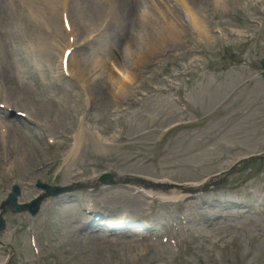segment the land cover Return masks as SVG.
<instances>
[{
  "label": "rangeland",
  "instance_id": "374dc122",
  "mask_svg": "<svg viewBox=\"0 0 264 264\" xmlns=\"http://www.w3.org/2000/svg\"><path fill=\"white\" fill-rule=\"evenodd\" d=\"M152 1L136 4L127 22L117 14L113 20L108 18L109 8L99 6L100 12L92 15L78 0L71 2L70 20L79 48L73 68L80 61L86 80L98 65L115 64L118 72L107 69L113 77L127 71L135 74L122 99H114L113 92L108 93L110 84L101 82L98 89L102 94L94 106H88L79 94L81 81L56 74L61 51H52L51 45L56 41V47L67 44L57 2L51 7L54 5L56 12L52 21L45 0H0V101L7 100L9 105L21 101L12 108L26 111L34 120V125L25 124L26 128L9 127L5 135L10 137L8 157H14L15 162H7L6 150L0 149V202L14 185L22 187L21 202L27 203L40 194L38 181L67 185L73 174L82 176L72 182L86 186L87 174L98 179L104 173L121 178L163 176L184 183L226 171L246 154L264 155L260 66L264 58V0H188L190 8L206 20L208 37L199 36L174 0H163L167 7L160 16ZM143 11L149 15V23L141 19ZM91 36L95 38L89 40ZM155 36L162 44L161 54L156 51L155 56L152 53L141 60L149 50L145 46ZM3 38L10 46L8 51H4ZM27 43L51 46V51L37 58L29 56ZM37 64L44 66L40 73ZM13 84L25 87L16 89ZM177 101L185 103V112ZM118 110L123 111L121 120ZM81 126L94 132L98 127L112 146L101 148L93 141L85 142L67 176V154H57L45 138L40 141L36 137H73ZM3 136L0 131V138ZM20 138L28 140L26 146L18 142ZM240 169L206 197L193 200L195 207H186L190 230L183 232L185 241L179 249L170 250L151 240L127 245L123 243L129 240L126 235L105 239L97 251L88 246L93 241L85 239L77 226L78 221L87 219L79 202L117 217L142 216L141 209L127 207L124 202L116 206L103 202L112 195L109 191L121 186L107 192L97 189L95 194L75 192V204L51 199L37 217L9 213L5 215L8 229L0 233V241L14 253L10 264H53L52 258L58 264H264V213L260 211L264 209V159ZM217 200L222 211L215 206L210 208L215 212L195 210ZM228 202H240L253 212L227 211ZM161 203L151 210V219L159 227L164 220L167 224L153 230L177 234L170 218L178 208ZM210 216L215 223L206 228ZM32 234L41 245H49L44 249L47 258L33 256Z\"/></svg>",
  "mask_w": 264,
  "mask_h": 264
},
{
  "label": "bare ground",
  "instance_id": "6f19581e",
  "mask_svg": "<svg viewBox=\"0 0 264 264\" xmlns=\"http://www.w3.org/2000/svg\"><path fill=\"white\" fill-rule=\"evenodd\" d=\"M99 0H86V2H84V4L86 5V8L89 11H93L96 13V9L98 8V4H96ZM106 3H109L110 7L116 11L118 14L121 15V17H123V15H129L133 12L134 10V3L133 0H104ZM223 2H225V0H221ZM195 22H197L198 27L200 26L202 29H205L206 26L204 25V23L202 22V20H199L196 17H193ZM143 21L145 23H149V20H147L145 17H143ZM173 30L174 28L171 27ZM206 33V30H205ZM206 37H208V34L206 33ZM150 42L152 43H147V45L145 46V48H149V50L147 51V56L141 57V60L143 59H147L148 56H150L154 51H157L159 46H160V41L158 40L157 36H155V40H151ZM109 66V65H108ZM105 66L103 68H101L99 65L98 66H93L94 67V71H93V75H92V79L90 81V89L93 92L92 98H95V100H97L98 96H100L102 93L99 91L98 89V84L101 82H107L110 84V86L108 87V93L113 92V95L118 97V98H122V96L124 95L125 91L128 90V85H129V80L130 77H133L132 73H127V74H119V76H112V73L109 72L108 75V71L107 69L110 70V68L112 69V71L114 70L115 73L118 72V69L116 67V65H112L110 67ZM78 67H80V69H78ZM77 69H75V73L79 74L81 77H83V73L81 72V62L78 61L76 63V67ZM16 125H13V127H15ZM19 143H23L24 146L27 145L28 140L25 138H20L18 140ZM75 148L72 150V152L70 153V159L69 161H67V164L69 165L68 167V175L70 174V172L72 171V168L74 167V164L78 162L79 156L82 153L83 150V142H84V137H83V133H80L76 138H75ZM2 148V143L0 142V149ZM30 149V153H32L31 148ZM34 152H35V148H33ZM7 159H13L14 157L9 156L7 157ZM220 171V170H219ZM218 173V171L216 172H212V174ZM211 174V175H212ZM67 175V176H68ZM67 176H65V178L67 179ZM82 176V174L80 175ZM87 177H90L87 180V183L90 186H95L96 185V179L94 177L88 176V174L86 175ZM140 182V185L142 187H148L151 186V184L146 183V182H141L138 181V183ZM218 182V177L214 178L209 184L210 185H215ZM153 190L158 189V186H152ZM110 193H112L111 196H106V198L104 199V203L105 204H112L114 206H116L119 203L124 202V204H126L127 207H132L135 209H142L144 201L139 198V197H135L132 194L125 192V191H121V190H113V191H109ZM108 192V193H109ZM176 193V192H174ZM167 199H171V200H176L174 197L172 198H167ZM69 200V199H68ZM121 218V217H120ZM108 221H113L115 218L113 217H109L108 216ZM123 222L128 221L131 223H135L137 222L136 220H128V219H122ZM116 223L112 224V227L115 226ZM84 227V226H83ZM81 228V235L86 239V238H91V242L88 246H92L95 247L94 251L98 250V245L99 244H104L106 243L102 237H99V233L96 230H90V229H85V228ZM99 228L98 226L96 227V229ZM100 229V228H99ZM120 230V228H116L115 230L113 229L112 232H118ZM98 236H97V235Z\"/></svg>",
  "mask_w": 264,
  "mask_h": 264
}]
</instances>
